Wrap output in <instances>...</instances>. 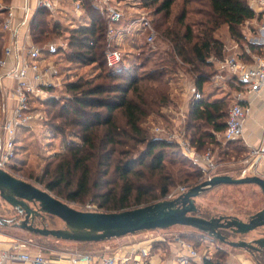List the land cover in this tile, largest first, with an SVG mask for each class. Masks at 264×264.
I'll return each mask as SVG.
<instances>
[{
    "label": "trees",
    "instance_id": "1",
    "mask_svg": "<svg viewBox=\"0 0 264 264\" xmlns=\"http://www.w3.org/2000/svg\"><path fill=\"white\" fill-rule=\"evenodd\" d=\"M80 3L82 12L75 23L53 20L46 8L36 9L32 16L33 44L66 36L65 49L44 51L48 58L55 57L54 65L65 61L76 67L93 66V70L88 75H72V79L71 73H65L59 97L54 94L39 102L47 119L44 124L62 135L58 151L43 159L37 174L31 167L23 171L14 167L16 156L12 169L21 170L23 177L59 199L89 200L104 212L150 204L165 199L179 185L189 188L200 183L204 175L199 164L182 155L174 141L151 134L145 119L169 102L171 84L183 81L171 75L179 69L190 74L195 88L202 91L216 71L210 58H224L226 39L240 44L245 61L251 60L250 53H260L259 45L248 43V51L242 46L246 37L242 28L258 13L248 0H140L157 37L165 43L164 56L159 54L147 68L155 51L142 50L136 61L112 70L104 59L106 49L113 47L105 38V15L94 0ZM3 36L0 33L2 46ZM229 87L231 91L219 97H214L218 88L213 87V93L191 99L187 105L184 135L198 154L214 153L217 147L222 160L241 151L238 145L228 148L234 141L223 143L216 136L225 128L226 102L235 99L232 90L240 91L232 84ZM235 102L246 105L242 100ZM226 258V251H217L202 263L227 264Z\"/></svg>",
    "mask_w": 264,
    "mask_h": 264
},
{
    "label": "built area",
    "instance_id": "2",
    "mask_svg": "<svg viewBox=\"0 0 264 264\" xmlns=\"http://www.w3.org/2000/svg\"><path fill=\"white\" fill-rule=\"evenodd\" d=\"M67 0H23L22 15L14 23V10L11 5L5 6V16L1 23L6 32L0 55V169L12 174V161L15 158L17 136L22 128L33 130L42 125L44 117L39 109V102L54 95V88L59 86V80L53 61L45 54V49L66 47L64 43L50 42L46 46L33 44L30 38V22L36 9L46 8L51 15L60 13V4ZM71 13L79 17L82 12L80 0H68ZM102 9L107 20L105 38L113 47L107 48L104 59L107 67L114 70L123 62V53L119 48V41L126 36L143 39L144 43L152 44L157 36L149 11L140 6V2L126 5L118 0H94ZM249 6L257 13H264V0H248ZM126 5V6H125ZM130 11L126 12V8ZM264 26H260V30ZM234 42V41H233ZM264 43V39L255 43ZM248 51V48H245ZM260 53H250L251 60L241 58V51L236 42L225 48L222 59L215 57L210 60L215 64L216 71L208 81L214 88L222 89L229 84L239 88L237 100H241V93H258L264 91V48ZM48 58V59H47ZM190 99L202 98V91L195 88L193 81L186 84ZM53 90V91H52ZM249 113L247 105L234 102L228 109L225 128L217 138L223 143L243 138L244 122ZM174 128L154 125L153 134L167 141H174L182 153L195 160L201 167L204 179L214 174L216 163L210 150L198 154L184 135L186 113L181 108L176 112ZM245 162L248 171H255L260 159L264 158V150L248 146ZM245 174V172H243ZM188 187L179 185L172 189L165 199H172L185 192ZM86 210L97 211L92 204L86 205ZM149 237H143V247L138 248V254L133 251L120 249L109 255L93 256L90 254L74 253L69 261L78 264H149L148 256L151 245L157 242H167L176 249L175 264H190L202 258L194 246L180 235L167 229L146 231ZM141 243V244H143ZM204 257H207L206 255ZM50 259L40 250H30L24 244L13 245L8 250L0 251V264H50Z\"/></svg>",
    "mask_w": 264,
    "mask_h": 264
},
{
    "label": "rangeland",
    "instance_id": "3",
    "mask_svg": "<svg viewBox=\"0 0 264 264\" xmlns=\"http://www.w3.org/2000/svg\"><path fill=\"white\" fill-rule=\"evenodd\" d=\"M118 1H121L122 3H125L126 5L131 4L133 2H137V1L140 2V0H118ZM7 5H10V4L6 3L5 0H0V33L1 34H2L1 32L2 22L1 21H3L1 13L5 14L6 9L4 8ZM125 11L128 12L130 10L127 7ZM51 18L53 20L59 19L62 21L63 24H66L67 21L71 19L70 13L69 15H66V16H64L62 13H55L51 15ZM258 24L259 22H256L254 26H258ZM242 30L244 34L246 35L242 46L246 48L248 43H252L250 38L257 35L258 32H256V29H253L251 26L249 28V24L247 25L244 24ZM49 38L48 40L47 39L44 40V44H42L41 46L44 47L46 46V44L50 42H55V43L65 42L64 35H61L59 37H49ZM225 42L227 43V44L225 43V45H228V46H232L234 43L228 39H226ZM1 47H2V42L0 43V50H1ZM119 48L123 53V62L121 64H124V65H127V63H132L136 61L137 56L142 50L148 51L149 49H151L155 51L154 57L152 56L151 59L149 60V63H147V68H148V67H152L153 63L157 61V57L159 56V54L164 56L165 43L157 36H156L155 41L152 44H146L144 43L143 39H140V38L126 36V37H123L119 41ZM50 60L54 61L56 59L55 57L52 56ZM68 65L69 64L66 63L65 61H62V62L60 61L59 64L54 65L56 76L59 80V86L57 88H54V92H55L54 94L57 97H59L60 92H62L61 91L62 89H60L62 88L61 79L65 78V73H71L69 76V79H72L71 77L72 75H75V74L80 75L83 73L85 75H88L89 73H92V70H93L92 69L93 66L76 67L74 65L73 66L71 65L68 66ZM59 72H61V74ZM182 72L183 71L179 69L175 73L171 74V75H174L175 77L173 78V80L174 79L178 80V78L180 77L181 79L183 78V81L182 82L178 81L177 83H175V85L174 83L171 84L170 91H169L171 94L169 96L170 97L169 102L166 103L164 108L160 109L158 113H151L145 119L144 126L148 128L151 134H153V132L151 131V128L154 125L167 126L169 127V130H172V128L176 126L175 122H177V120H175V118H177L176 112H180L182 108L184 113H186V109L188 108L187 105L191 99L189 96V92L185 90V87L187 86L186 84L187 83L189 84V82H191L193 79L190 74L185 75ZM180 82H181V85H180ZM213 89H214L213 86H211V84L207 82L203 85L202 94L205 95L208 93H213L212 91ZM228 90L227 92H229ZM235 93L236 92L232 90L231 95L235 97V99L231 102L230 101L226 102L227 112H228L229 107L237 99L236 96L239 93L238 92L237 94ZM42 115L44 117V120L41 123L42 125L35 126L32 131L25 130V131H21L18 134V137H17L18 141H17V146H16L17 148L15 152L16 158L14 162V165H15L14 167H17V168L22 167L21 168L22 171L24 169L31 167L35 170V173L37 174L39 171V168H41L44 165L43 159L51 156L59 149L60 141L62 140V135L58 133L57 131H54L53 129L49 128L47 125H45L44 123L47 119L43 111H42ZM67 137H70L69 133L67 134ZM236 145H238L239 149L241 148V151H239L238 153H234L230 157L223 156L221 158L222 160H220V158L218 157V152H217L218 148L215 147V150H214L215 152L213 153L214 161L216 163L214 174H228V175H231L232 177L261 174L259 176L262 177L263 175L259 171L261 168H259V170L255 168V171H251V172L247 170L248 164L245 162V159L247 157L248 148L247 146L243 144L242 140L239 139V140L232 142V144H230V147L228 146V148H232ZM230 155H231V152H230ZM21 161L22 162L24 161V163L22 164ZM262 163H259L257 167H261V165H264V161ZM13 170H12V175L37 185L34 182V180L23 177V173L21 170H16V171L15 170L13 171ZM243 172H245V174H243ZM61 200H63L68 205L78 210H86V205L90 204L89 200L85 202H71L65 199H61ZM196 204L198 207V213L204 218L234 215V216H237L239 219L246 221L252 214H255L256 212H258L264 207V195L261 192L260 188L254 184H239V185L220 184L212 188H209L208 190L200 194L196 198ZM0 218L3 220H9L10 222H16L19 219L23 218V215L18 213L15 208H13L3 198L0 197ZM34 225L40 226V227L45 225L48 228H63L64 227V223L61 219L55 216H51V215H45L43 219L40 217H36L34 219ZM0 230L6 232L8 236L12 237L16 244H24L30 250H40L48 258H52L56 256L65 257L66 255H71L74 253H82L84 250H86V248H84L78 242L69 241V240H57L52 237H44V236L36 235V234L28 232L27 230H24L18 227H13L11 223L7 225L0 224ZM168 231H171L173 233L180 235L183 238H186L188 242H190L194 246V248L198 251L201 257L205 255L208 257H211L217 251L247 252L246 249L231 247L225 243L220 242L218 239L214 237H210L206 233L200 232L192 227L174 225V226L169 227ZM221 231H224L228 239L233 240V241H237L240 239L245 240V241H251V240L264 236L263 226L256 227L255 229L245 234L231 233L229 229H225ZM134 234H143L142 237L146 235L149 237L150 235V233H147L146 231H142V232H138ZM124 236L128 237V236H131V234H127ZM111 239H114V238H111ZM159 247L163 251L169 252V245L166 244V242H157V243H154L152 248H150L151 253L152 252L154 253V251H157ZM252 256H253L252 260L254 263L264 264V251L262 252L254 251L252 252Z\"/></svg>",
    "mask_w": 264,
    "mask_h": 264
},
{
    "label": "water",
    "instance_id": "4",
    "mask_svg": "<svg viewBox=\"0 0 264 264\" xmlns=\"http://www.w3.org/2000/svg\"><path fill=\"white\" fill-rule=\"evenodd\" d=\"M220 184H254L264 195V178L259 175L232 177L228 174H213L172 199H162L117 212L88 211L75 209L45 189L0 169V197L23 215L16 222L0 218V224L11 223L13 227L36 235L75 242L103 241L182 225L206 233L231 247L243 248L251 253L264 251V236L251 241H233L221 233V230L229 229L232 233L245 234L256 227H264V207L246 221L234 215L204 218L198 213L196 198ZM45 215L58 217L64 227L34 225L36 217L43 219Z\"/></svg>",
    "mask_w": 264,
    "mask_h": 264
},
{
    "label": "crops",
    "instance_id": "5",
    "mask_svg": "<svg viewBox=\"0 0 264 264\" xmlns=\"http://www.w3.org/2000/svg\"><path fill=\"white\" fill-rule=\"evenodd\" d=\"M9 4L13 7L14 16H15L14 23H16L22 15L21 6L23 5V0H11ZM68 8L69 10H71L70 1L68 0L62 1L60 4V13H62L64 16L69 15L70 13L71 19L67 21V24L71 22L75 23L78 17L73 16L71 11L68 10ZM257 13H258L257 18L251 20L248 24H249V28L251 26L253 29H256V32H258V34L251 37L250 39L252 41V44L259 45L262 49L264 48V43L261 42L255 43V41H260L264 39V29L260 30V26H264V13L262 12H257ZM1 14H2V18H4L5 14L4 13ZM256 22H259L258 26H254ZM1 32L4 35L3 36V44H4L5 37L7 36V34L5 31L2 30V26H1ZM65 39L66 36L64 37V40ZM228 40L233 42V40L231 39ZM227 47L228 45H225V48ZM49 59H51V57ZM227 90L231 91L229 85L222 89H216V93H214L213 95L214 97H219L223 93H227ZM238 96L239 95H237L236 97ZM240 98L242 101L246 102V105L249 108V113L246 116L244 122L243 138L240 140H242L243 144L247 147L252 146L264 150V91L258 93L244 92L241 93ZM263 161L264 158L262 157L260 159V163H262ZM259 168H261L262 170L261 169L259 170ZM257 170H259L262 173L263 175L262 177L264 178V165H261V167H257ZM142 236L143 234H131V236L128 237L127 236L116 237L114 239H110V240L108 239L106 241L103 240V241L78 242V243H80L84 248H86V250H84L82 254H90L93 256L109 255L112 252L119 251L120 249H124L128 251H133V253L136 255L138 254V248L143 247V245L146 244L143 243ZM166 244L169 245V252L163 251L160 247L157 249V251H154V253L153 252L151 253V250L149 251V256H148L149 264H175L176 249L174 245L167 242ZM13 245H16L13 238L8 236L6 232L0 230V251L8 250ZM153 245L154 244H152L151 247ZM227 252H228L226 258L227 264H256L252 260L253 259L252 253L249 252L248 250L247 252H241V251H236V252L227 251ZM72 255L73 254L66 255L65 257L56 256L49 258L51 261L50 264H71L69 258ZM203 258L204 256H202V258L192 261L190 264H203L202 263ZM15 264H19V263H15ZM78 264H85V262L80 261Z\"/></svg>",
    "mask_w": 264,
    "mask_h": 264
},
{
    "label": "flooded vegetation",
    "instance_id": "6",
    "mask_svg": "<svg viewBox=\"0 0 264 264\" xmlns=\"http://www.w3.org/2000/svg\"><path fill=\"white\" fill-rule=\"evenodd\" d=\"M223 230H225V229H223ZM222 232H224V231H222ZM231 232V231H230ZM225 233V232H224ZM232 233V232H231ZM225 235H226V233H225ZM227 236V235H226Z\"/></svg>",
    "mask_w": 264,
    "mask_h": 264
}]
</instances>
